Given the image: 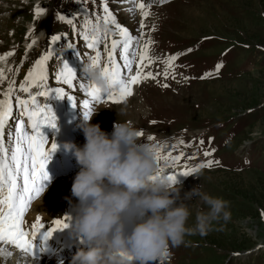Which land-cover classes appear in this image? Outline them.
<instances>
[{"label": "rangeland", "instance_id": "obj_1", "mask_svg": "<svg viewBox=\"0 0 264 264\" xmlns=\"http://www.w3.org/2000/svg\"><path fill=\"white\" fill-rule=\"evenodd\" d=\"M68 1L55 0L53 21L56 26L62 27L59 15L70 18L67 16ZM144 3L152 5L150 0ZM48 6L45 7L50 10L51 4ZM141 11L129 10V16L121 18L130 21L136 19L140 24ZM20 14L21 10H13L11 17L0 23V35L5 37L7 44L12 43L13 32L16 41L22 39L27 16L23 18ZM2 16L5 18L7 14ZM138 24L135 23L132 28L139 30ZM156 24L160 31L148 52L154 66L145 69L156 74V79L133 85V94L120 103L110 102L108 110L105 109L107 104L93 102L92 111L97 112L92 114L90 123L99 124L103 131L109 133L116 121H127L142 131L141 138L146 134L153 137L150 141L158 148L163 145L175 146L160 151V156L169 152L172 156L178 155L176 150L180 141L173 138H186L193 134L189 152L192 151L196 164L184 162L181 165L171 158L161 159L158 160L159 170L165 168L167 171V166H170L171 170L183 172L189 168L202 169L199 165L208 160L219 161V164L206 167L199 176L195 175L194 178H198L190 181L187 189L183 188L187 185V176H183L179 182L183 186L180 196L198 186L203 192L228 201L231 218L226 224L222 220L219 224L214 223L206 235L186 236L188 246L172 248L169 264H264V246L262 248L260 245L264 244V0H177L174 5L162 9ZM4 28H8L6 35H3ZM146 30L150 36L151 29ZM159 41L166 53L165 59L159 49ZM80 42L85 64L90 62L89 57L94 51L88 49L84 41ZM188 49L192 51L188 52ZM136 50L137 45L132 51ZM177 54L180 55L173 62L172 69L177 70L183 79L178 81H184L181 86H176L175 75L171 72L167 78L163 75L167 70L164 61ZM5 56L8 55H0ZM217 64L223 65L219 72H216ZM135 67L134 57L132 71L122 72L125 76L135 74ZM209 72L213 75L201 79ZM23 73L24 77L28 74L27 71ZM81 75H85L82 69ZM168 79L174 80L176 85L170 84ZM161 84L168 87L162 88ZM38 89L39 86L34 85L37 93L40 91ZM17 94L21 93L17 91ZM78 96L76 100L81 102L80 105L77 103L73 106L72 102L59 99L51 106L46 97L36 95L41 108L47 106L51 111L67 114L76 124H81L84 111L82 100L88 97L80 93ZM154 119L162 122H155ZM13 128L14 125L8 127L9 142ZM257 129L259 135H253ZM167 137L172 139L155 142ZM81 138V133H78L75 143L83 145L85 140ZM49 139L50 132L46 136V140ZM197 139L198 143L194 142ZM206 151H211L212 155L204 156ZM72 182L64 185L56 197L52 196L54 207L50 205L49 210H66V207L62 208V203L67 200L64 198L65 192L71 189ZM186 203L192 205L188 225L194 226L196 208L206 206L196 197ZM54 209L52 212L48 210V215L55 214ZM58 242L51 243L58 245ZM237 252L240 253L238 256L233 255Z\"/></svg>", "mask_w": 264, "mask_h": 264}, {"label": "clouds", "instance_id": "obj_2", "mask_svg": "<svg viewBox=\"0 0 264 264\" xmlns=\"http://www.w3.org/2000/svg\"><path fill=\"white\" fill-rule=\"evenodd\" d=\"M82 72L101 92L108 90L100 68L88 62ZM90 120L83 117L79 126L82 147L63 145L81 165L71 187L79 201L74 231L88 244L70 264H169L172 248L188 246L186 236L206 235L214 223L230 220L228 201L198 186L181 197V186L158 175V146L141 143L127 121H116L109 135ZM193 197L206 207L196 208V223L189 226L192 205L186 201Z\"/></svg>", "mask_w": 264, "mask_h": 264}, {"label": "snow or ice", "instance_id": "obj_3", "mask_svg": "<svg viewBox=\"0 0 264 264\" xmlns=\"http://www.w3.org/2000/svg\"><path fill=\"white\" fill-rule=\"evenodd\" d=\"M159 2L165 3L168 0H159ZM136 6L142 10L140 29L141 35H143L142 30L145 28L144 18L148 17L150 13L145 10L146 4L144 2ZM42 13L43 8L36 10L37 15ZM103 13L102 18L99 16L96 17L94 35H89L87 30L92 25L90 19L85 21L84 27L86 30L79 33V36L85 41L86 47L95 52V55L90 56L89 60L94 67L100 68L101 74L105 77L108 86L106 92H101L93 84L79 83V89H82L88 97L82 100V107L84 109L83 117L85 119L93 114L91 107L93 102L110 101L112 103H120L133 94V85H138L143 80L156 79V74L152 71H145L153 63V58L148 53V46L152 43L150 39L143 46V50L139 55V60L136 62L135 74L129 76L123 74L122 70L132 71L135 52L131 51V49L133 48V42L136 40V37L130 34L128 28L122 27L117 22V17L109 10L107 3H104ZM58 19L71 25L74 31L76 30L77 25L74 23L75 17L67 18L64 15H59ZM101 19H103L105 24L113 25L115 33L121 38L119 40L112 39L110 47L105 48L106 59L103 66H101V52L99 48L103 41L108 38V32L105 30L103 35L101 34L99 26ZM151 30L155 31V27ZM60 40H62V36L60 35L51 36L48 51L35 61L34 67L28 72L25 81L20 83L19 87L22 92L27 93L30 87L38 85L44 87L43 91L37 93L38 96H48L50 93H55L57 98L67 96L73 106L77 103L80 105L81 102L77 101L73 95H67L63 87L49 88L46 86L48 80L46 64L55 51L51 45L56 44ZM29 47H31V44ZM68 47L72 49L76 45L69 43ZM187 51L191 52L192 49H188ZM7 55H12V53H8ZM117 55L119 56V60L123 61L122 65L118 62ZM178 55L180 54L169 56L164 61L168 69L174 67L173 62L177 60ZM5 58L0 57V60ZM222 67V64H217L216 72H219ZM169 74L168 70H165L163 73L165 78ZM210 75H213V73H205L201 79L207 78ZM55 79L61 84L67 85L69 89L74 86V81L77 80L75 72L67 63L63 64L62 69L56 74ZM0 80H3V76H0ZM162 86L165 88L168 87L167 84ZM5 95L6 99L0 101V242L6 245H14L21 252L33 255L32 241L37 233H40L41 229H44L45 225L41 222L40 217L37 216L36 221L31 225L32 239H29V233L24 229L25 213L28 212L32 201L43 192V181L49 178L45 170L46 164L50 159V153L55 150L56 145L53 143L50 148H46L48 142L40 133V128L44 125L54 128L56 126L55 116L47 106L41 108L38 105L36 96H30L28 99H21L19 96L13 97V84L9 85L8 92ZM14 104L21 108V114L27 118V121L20 119L15 125L14 147L9 149L4 146V140L6 138L4 128L8 118L13 115L12 110ZM137 134L140 137L143 135L142 131H138ZM147 139L152 140L153 137L149 136ZM209 142H211V138H209ZM180 143L183 144L184 142L180 141ZM200 143L203 144L204 141L201 140ZM168 148H175V146L163 145L158 149V152L167 151ZM211 155V151L204 152V156L206 157ZM182 156L183 153L172 156L169 152L165 156L158 155L157 159L167 160L171 158L174 161H179ZM214 163L219 164V161L208 160L206 163L199 165V167L210 168ZM198 170L199 168H189L180 174L187 176ZM163 171V169L158 170V175ZM169 173L167 175L168 179L172 184H175V175L171 173V170H169ZM66 219V217H63L62 219L54 220V227L48 228L45 235L50 236L53 231L66 228L68 226L65 222ZM0 255L7 258L12 253L4 248H0Z\"/></svg>", "mask_w": 264, "mask_h": 264}, {"label": "bare ground", "instance_id": "obj_4", "mask_svg": "<svg viewBox=\"0 0 264 264\" xmlns=\"http://www.w3.org/2000/svg\"><path fill=\"white\" fill-rule=\"evenodd\" d=\"M41 8V6H37L36 9ZM44 13V11H43ZM40 14L41 15H43ZM40 37L42 36V34L39 35ZM35 37L36 42L39 40H42V37ZM48 38V37H47ZM40 46V45H39ZM40 50H42V48H40ZM27 51H29V49H27ZM7 55V54H4ZM41 53H38V55H35L33 57V62L30 66V68L32 69L35 65V61L37 59H39ZM6 57V56H5ZM4 60V59H2ZM1 63V60H0ZM15 106H13L14 109ZM65 121V126L67 128L68 131V138L65 140V143H72V138H73V132L76 129V126H73V124H71L70 122H68V120L63 119ZM74 127V128H73ZM61 143V142H59ZM61 149V146H57L55 148V150H53L50 153V156L52 153H55L57 150ZM171 163V162H170ZM161 164V163H160ZM166 164V163H165ZM163 165V164H162ZM60 167L61 171H67L68 172V168L70 167L68 163H64L63 158H60L59 161H57V158H50L46 164V172L48 174V182L49 185L48 187L44 188L43 192L41 193V195L39 197H37L35 200L32 201L28 212L25 213V224H32L36 221L37 216L40 217L41 222L47 226L49 221L46 220H50L51 222V227H54L53 225V221L56 220L55 218H50V216L48 215V210L50 208V205L52 207V203L54 202V199L52 198V196H57V194L59 193V191L63 188V182L65 180V178H68V174L65 176H57L58 174V168ZM183 169V168H182ZM159 170V169H158ZM163 172L160 174L162 176H167L169 173V170H171L170 166H167V171L165 170V168H163ZM184 170V169H183ZM171 173L175 175V180L176 182H180L181 179L183 178V176L180 174L181 172H179V170H171ZM188 178V175H187ZM178 179H180L179 181H177ZM66 181V180H65ZM63 185V186H62ZM55 196V197H56ZM51 210H53L51 208ZM49 210V211H51ZM68 210H73V211H79V207L76 208H69ZM52 212V211H51ZM55 212V211H53ZM51 216H54V214H52ZM64 216H60V218H63ZM66 223H67V227L63 228V229H58L55 230L51 233L50 236H46L45 232L41 233V235L50 240V243L53 242H58V246L59 248L62 250V255L65 256L66 254V250L68 249V247H72L73 249H76L77 251L80 249H87L88 244L86 241H84L81 237L77 236L75 234L74 229L69 230L70 228V223L74 221V216L73 213L70 212L68 213V216L66 217ZM55 254V253H54ZM4 257V256H3ZM1 261H4V259L2 257H0ZM12 260V259H11ZM13 264H16V260H12ZM36 264H66L64 261H59L56 259L50 260V261H46L44 259L38 258L36 261Z\"/></svg>", "mask_w": 264, "mask_h": 264}, {"label": "trees", "instance_id": "obj_5", "mask_svg": "<svg viewBox=\"0 0 264 264\" xmlns=\"http://www.w3.org/2000/svg\"><path fill=\"white\" fill-rule=\"evenodd\" d=\"M236 245H239V244H236ZM236 245H235V246H236Z\"/></svg>", "mask_w": 264, "mask_h": 264}]
</instances>
